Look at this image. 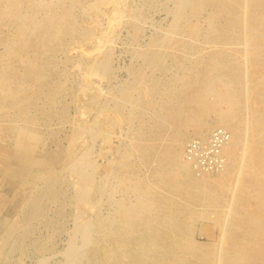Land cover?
Wrapping results in <instances>:
<instances>
[{
  "label": "bare ground",
  "instance_id": "bare-ground-1",
  "mask_svg": "<svg viewBox=\"0 0 264 264\" xmlns=\"http://www.w3.org/2000/svg\"><path fill=\"white\" fill-rule=\"evenodd\" d=\"M77 2L79 0H71L68 5L67 0H0V22L8 26V37L0 39L3 48L0 49V194L7 202L0 209V264H8L10 253L16 250L15 236L23 237L27 233L13 224L15 218L11 207V203H21L16 190L29 182L23 177H29L34 183V180L43 178L40 177L43 173L48 176L43 180V189L30 193L26 198L31 207L26 218L36 219L43 210L44 197L55 196L61 184L59 173H54L61 162L65 166L63 170L77 179L73 184L77 210L79 215L86 217L75 222V232L80 240L77 242L73 238L67 247L66 264H83L84 259L87 261L84 260V264H264V0H172L170 26L161 34L150 37L148 44L156 47L178 42L174 35L182 29L187 38L184 44L187 52L184 53L193 56L188 60L192 65H184L177 53L167 54L177 60L183 71L175 77L176 84L162 88L163 92L159 83L149 80L147 83L144 79L146 74L143 75L141 70L131 83L122 85L120 94L112 99L113 105L108 104L111 108L98 112L101 114L105 110L111 117L104 131L88 124L89 127V122H85L75 128V137L63 153L66 159L43 157L38 152L41 133L38 118L31 111L38 107L40 99L55 105L59 97L67 93L65 82L52 80L51 69L55 66L57 53L67 49L68 40L75 43V50L79 47V64L86 73L81 91L85 98L89 96V103H95L93 98L102 95V84L109 78L114 31L120 24L116 18L123 17L121 14L127 1L114 0L115 14L110 15L106 28L81 23L73 9L80 4ZM112 2L98 0V8L103 3ZM199 20L207 26L200 27ZM125 21L130 23L136 34L143 31L140 12L131 11ZM161 50H139L137 55L151 65L163 58ZM88 63L90 71L86 72ZM94 78L98 79L96 85L92 84ZM136 93L146 104L150 103L149 98L162 93L163 113L160 119L157 117V123L164 130L172 127V137L168 141L165 139L167 143L157 144V139H154L156 142L151 141L147 129L143 130L145 126L139 132L137 130L141 138L151 141H145V144L139 137L141 142H129L135 152L133 154L140 156L137 165L159 164L154 166L151 178L144 175L145 170L141 174L135 162L132 165L125 160L131 157L130 152H122L124 159L119 158L121 161L115 157L119 161L115 169L117 175L114 173L118 186L121 185L119 188L132 197H112L113 213L104 214L100 198L94 199L107 189V185L105 188L93 180L101 168L96 159L91 160L87 156L88 153L76 156L72 146L77 145L74 144L76 141L85 140L84 136H79V130L91 135L101 134L102 144H108L113 136L110 124H123L125 119L129 123L144 113L139 101H135ZM128 103L134 105V109H130L125 118L122 111ZM154 123L155 127L157 123ZM215 126L230 133L228 143L220 151L224 158L222 167L217 172H197L194 164L183 158L185 135L191 130V134L206 141L217 129L213 128ZM8 134L12 139L10 146L4 139ZM78 136L80 140H77ZM26 168L36 169L39 173L28 171L21 176ZM104 168L110 172L109 167ZM214 174L217 176L212 177ZM16 176L20 180L12 191L10 182ZM97 229H104L108 236L97 238L95 243L98 247L94 248L91 247L94 242L92 234L97 233Z\"/></svg>",
  "mask_w": 264,
  "mask_h": 264
},
{
  "label": "rangeland",
  "instance_id": "rangeland-1",
  "mask_svg": "<svg viewBox=\"0 0 264 264\" xmlns=\"http://www.w3.org/2000/svg\"><path fill=\"white\" fill-rule=\"evenodd\" d=\"M122 1H124V0H121V3H123ZM126 1H127L125 4L126 6H125V8H123V14H121V15H123V17L122 18H116L117 22L120 24H119V29H116L114 31V36H113L114 40H113V45H112V57H111V59H109L110 60V62H109L110 68H109V72H108L109 78H107L104 81V83L102 84V86H103V91L101 93L102 95L101 96L97 95L93 98L95 103H89V96L87 98H85L86 96H84L83 92L81 91L82 90V84L84 82L83 80L86 77V73L83 71L85 68L83 69L81 67V64H79V61L81 59V56L78 53L80 51V49L78 50L79 47H76V50H75L73 48L75 43L71 40H68L67 49H65L64 51L62 50L59 53H57V55H56L57 60L55 63L56 67L53 66V68L51 69V72L53 73L52 80L54 79L55 82L58 80L65 82L64 84H65V87L67 88V91H66L67 93L64 94L63 96H60L61 98L59 97L58 103L55 104L56 106L50 105L49 103L45 102L46 100L43 101L42 99H40L38 101V104H39L38 107H35L32 110L33 112L31 111V113L35 114L38 118V129L41 132L40 137H39L40 138V145L38 147V152H39V154L42 153L41 155L43 157L48 155V156H56V157L58 156L59 159H66L64 157L65 154H63V153L70 146L69 142L72 141L71 139L73 137H75V132H74L75 128L86 124L85 122H89V123H87V125L89 124V125H91V127L93 126L94 128H97V129H99L101 127L99 130L104 131V128L106 126H108V122H109L108 120H111V117H109L108 114L106 115L105 110L103 112H101V114L98 112L101 109L111 108L109 106L113 105L112 99L115 96H118L120 94L118 92H120L119 90L121 89V87L125 86L127 84V82L131 83L133 81V79L135 78V75L137 73H139L141 70H143V71H141L143 73V75L146 74V75H144L145 81L147 83H149V81L150 82L155 81L157 84L159 83V86L161 87L160 91L163 92L162 88L166 87L167 85L171 87L172 85L176 84L175 83V79H176L175 77H177V75H179V74H182V71H183V69H182L183 67L180 68L177 60L173 59V57H171V56L169 58L168 55H170L171 53H174V54L177 53L176 55L180 56L179 59L182 60V63L184 62V65H187V66L192 65V61L188 62V60L190 61V59H192L193 56L189 55L188 53L187 54L184 53V52H187V50L184 48V44L187 42V40H186L187 38L184 36V34H182L183 33L182 29H179V31H177L174 35L175 40L177 39V41L178 40L180 41L182 39L181 42L174 41L170 45H162V46H156V47L155 46L152 47V45L148 44L150 41L149 40L150 37L157 36V35L161 34L162 30H164L170 26V23L173 19V16L170 12L174 6V2H172V0H149L150 2L148 0H126ZM55 2H58V0H55ZM70 2H71V0H67L68 5H70ZM79 2H80V4H78ZM79 2H77V4H78L77 7L75 6L76 8H73V9H74V12H75L77 19L81 23H83L85 25H95L96 24L97 26H100L101 28H106L107 26H109L110 17L115 14L114 12L116 10V7L114 6V5H116V3L114 2V0L112 3H109V4H107V3L101 4L100 5L101 8H98V6H99L98 0H79ZM134 10L141 13L140 26H141L143 31L141 33H138V34L135 33V30L130 25V23H126V21H125L128 19V14H130V12L131 11L133 12ZM123 20L125 21V23L123 22ZM202 20L201 21L199 20V22H198V24L200 23V25H201L200 27L207 26L205 22L203 24L201 23V22H203ZM121 23H123V24H121ZM204 24H205V26H202ZM7 32H8V26L5 23L0 22V39L1 40H5L8 37ZM182 36H183V38H182ZM181 43H183L182 44L183 47L181 46ZM174 44L176 45V47ZM79 46L81 47V46H83V44H79ZM147 47L148 48L152 47V48L148 49ZM169 47H170V49H173V50H170ZM179 47H180V49H179ZM154 48L159 49V50H161V49L163 50V51L161 50L163 58H160L159 59L160 61L157 60L159 62V65H158L157 61L154 62V63H157V65L154 63H152L153 65L152 64L150 65L149 63L147 64L145 59H143L141 56L137 55L138 54L137 52H139V50H142L144 52H148ZM0 49H3L2 45H0ZM167 49H168V51H167ZM0 51H2V50H0ZM182 53L185 55V57L188 56L186 58L187 60L185 59V57H183L184 55ZM183 59H184V61H183ZM85 61L87 63V60H85ZM146 64L150 67H148ZM162 64H163V66H161ZM88 65H86V68H87L86 72L90 71V64L88 63ZM155 65L157 67H155ZM161 67H162V69H161ZM154 69H156V70L154 71ZM158 69H161V70H158ZM165 70H167V71H165ZM150 73H152V74L150 75ZM148 74L150 75V77ZM146 76L148 78H146ZM58 78H60V79H58ZM97 81H98V79L94 78L92 84L96 85ZM161 83L162 84L164 83L163 84L164 86ZM109 94H111V95H109ZM161 94L157 93L156 94L157 96L154 95L152 97L153 99L149 98L148 102H150L151 104L150 103L146 104V103H142V101H141V100H143L142 96L140 97L142 99L139 100V94L136 93L135 94V101H137V102L139 101V106L141 105L140 107L144 108V109H142L144 113L141 112L142 114L137 116L132 121H129V123L125 119L123 124L122 123L117 124V125H115V124L111 125L110 124L111 128L109 127V130L110 131L113 130L111 133V134H113V136L111 137L110 142L108 144L107 143L102 144L104 142V139H103L101 134H100V136L98 134L97 135L96 134L91 135L89 133L87 134L86 131H85V133L84 132L82 133L79 130V132H80L79 136L81 138L84 136V138H85L84 142L79 143V141H76L75 143L73 142L74 144H77L76 146L71 145L73 150H75L74 153L76 156L78 155V157H79V156L83 155V153H88L87 156L88 157L90 156L92 158L91 160L96 159L95 162L101 168L99 171H97L94 174L93 180H96V182H98L99 184H102L103 187H105L107 185L106 187L108 190L107 189L104 190V192L102 193L103 195L99 194L94 199L97 200V198H100L99 201H101L100 202L101 203V211L103 210L102 212L104 214H107V213L112 214L113 213L114 200L112 197H114V199H116V198L121 199L122 197H126V198L128 197L129 198V196L132 197V195L129 193H126L123 188H119V186H121V185L118 186V180L115 177L117 175V171H116L117 166L116 165L119 161L124 159L122 152H125V151L130 152V155H131V157H129V159H125V160H127L128 163H131L132 165L134 162H135V165H137V163L139 164V162H140L139 157L140 156L137 153H136V155L133 154L135 152L131 149L132 144H130V143H132V141H140L141 137L138 135V132L140 131V129H143L146 127L143 130L146 131V129H147V133H149L148 137H150L152 139L151 141H154V142L158 141V142H156L157 144L167 143V141L170 139V137H172L171 136V131L173 130L172 127H171V129L169 127H165L166 130H164V128L157 123L158 122L157 119L158 118L160 119V117L163 113V111H162L163 110L162 109L163 103L161 101V100H163V98H161L162 97ZM106 96H108V98L111 101L108 98H104ZM78 99H79V101H77ZM210 99H212V97H210ZM156 100L159 104H156L157 102L155 103ZM98 102H100V103H98ZM109 103H110V105H108ZM93 104H94V106H93ZM101 104H103L104 106ZM143 105H145V106H143ZM151 105L153 106V108L149 109L148 107H151ZM125 106L123 107L122 113H124L125 118H127L129 113H130V109H134V105H132L131 103H128V105H125ZM78 107H80L79 108L80 110L78 109ZM87 107H89V108H87ZM135 107H136V105H135ZM84 108H85V110H84ZM155 109H158V110L156 111ZM44 110H45V112H43ZM85 111H86V113H85ZM126 111H128V112H126ZM150 112L152 114H150ZM83 113H84V115H82ZM107 113H108V111H107ZM92 114L94 116H91ZM153 116H155V117H153ZM148 117H151V119L149 120ZM140 118H141V120H140ZM154 118H156V119H154ZM98 119H100V120H98ZM211 119H214V116H212ZM155 121H156L157 125L154 127ZM125 122H126V124H124ZM139 122L140 123L142 122L141 125ZM100 123H102V124L100 125ZM135 126L137 127V129L135 128ZM139 126H141V128H139ZM151 126H152V128H149ZM102 127H103V129H102ZM160 128H162V129H160ZM167 128L169 130H167ZM213 128H222V127L215 126ZM149 129H152V130L149 131ZM137 130H138V132H137ZM160 130H162V131H160ZM132 131H133V133H132ZM152 131H155V133ZM164 131H165V133H164ZM190 131L185 135V141H183V146H185L184 151L186 150V147L190 141H192L194 139L195 140H203L200 137H197V136H194L193 134H191L192 131H191V133H190ZM151 133L153 135H156V134L158 135V133H159L160 135L159 136L156 135L154 137ZM73 134H74V136H73ZM131 135H133V136L131 137ZM79 136L77 137L78 138L77 140L81 139ZM4 137H5L4 138L5 142H7L5 144L6 145L9 144V146H10L11 142H12L11 136H9V134H8ZM8 137H10V140ZM142 138H141V141H143V139H144V138L143 139ZM198 138H200V139H198ZM154 139L155 140L157 139V140L155 141ZM102 140H103V142H102ZM145 141L147 142L148 140L144 139V143L146 144ZM151 141H148L147 143H149ZM163 147L165 148V146H163ZM83 149H84V152H82ZM107 149H109V150H107ZM85 150H87V151H85ZM122 150H124V151H122ZM119 151H121V152H119ZM150 152H151V150H150ZM99 153H101L102 156ZM104 154H106L105 157H104ZM115 157L118 160H119V158H121V160H119L117 162V159ZM183 158L186 159L185 155ZM111 159H113L112 160L113 162H110ZM133 159H135L136 161ZM158 164L159 163L156 162V163L147 164V165L146 164H140V166L139 165H137V166L140 167V168L138 167V169H140L139 171H141V174L142 173L144 174V172H145L144 175L147 174L148 177H151L153 170H154V166H158ZM143 166H145V167H143ZM64 167H65L64 163L61 162L58 165L56 171H54V173H59V175H60L59 176L60 177L59 184L61 183L60 185H58L59 186L57 189L58 192L56 191L55 196L53 195L55 198H53V196L51 197L50 195L45 196L43 199V202H42V204H43L42 212H40V215L36 219H32V220H29L28 218H26V215H28L29 211L31 210L29 202L26 201V200H28V199H26L27 195H30V193H32V192L33 193L38 192L41 189H43V187H44L43 180L46 179L48 176L46 175V177H45L46 173H43L42 176H40L43 178H40L39 180H34V183H33V181H31L29 179V177H23V178H25V180L27 179L29 182L25 183L23 185V188L21 187L22 189L17 188L18 187L17 185H18L19 180H20L17 176L14 177L13 179H11V182H10L11 190L12 189L15 190V188H17V190H16L17 195L20 197V200H21L20 201L21 203H17V204L11 203V207H12V210L14 213L13 218H15L13 224L17 225L19 228H21V230L25 229L27 231V233L23 237H21L20 235L15 236L14 240H16L15 243H17V248H16V250L12 251V253H10L9 257L11 256V254H12V256L7 259L8 264L9 263L10 264H66L67 256L65 253H66L67 247H69V244L73 238L75 240H77V242H79L80 236H79V234H76V232H75V225H77L76 224L77 222H81L86 217L84 218L83 216H85V215H83V214L79 215L78 214L79 210H77L78 209L77 208V200L75 197V189H74L75 188L74 185H75V182L77 179L75 176L71 175L66 169L63 170ZM104 167H109L110 172L108 173V171H106V168H104ZM28 171H30L31 173H34V174H35V172H38L36 169H31V168L27 169L26 168V169L22 170L21 176H22V174L28 173ZM120 171L121 170H119V172ZM106 173H107V175L105 176ZM114 173H116V175ZM110 174L111 175L113 174L112 176H114V175L115 176L112 177ZM71 176H73V177H71ZM216 176H217V174H214L212 177H216ZM109 178L112 180L110 181ZM103 179L107 182L103 181ZM69 182L71 183V185ZM116 183H117V185H116ZM112 186L115 188L118 187V189H114V188L111 189ZM36 187H38V188H36ZM116 190H118V191H116ZM119 191H121V192H119ZM104 193L105 194L108 193V194L105 196ZM115 193H116V195H115ZM101 195H102V197H101ZM98 196H100V197H98ZM107 196H109V198ZM53 199H56V200L53 201ZM6 203H7L6 199H4L0 194V209ZM110 203H112V205ZM92 215H93V213H92ZM77 216H78V218H77ZM76 218H77V221H75ZM30 229L32 231H30ZM96 232L97 233L93 232V234H92V239L94 240V242H93L91 247H94V248L98 247L97 244L95 243L98 241V240H96L97 238L100 239L102 236H103V238H106V236H108L107 232L104 231V229L99 230V231L97 229ZM75 235L77 237H74ZM22 252H23V254H22ZM13 260H15V261L17 260V261L15 262ZM84 260H82L83 264L86 261V260L85 261ZM86 263H87V261H86Z\"/></svg>",
  "mask_w": 264,
  "mask_h": 264
},
{
  "label": "built area",
  "instance_id": "built-area-1",
  "mask_svg": "<svg viewBox=\"0 0 264 264\" xmlns=\"http://www.w3.org/2000/svg\"><path fill=\"white\" fill-rule=\"evenodd\" d=\"M230 133L224 128H217L204 140H192L186 147L185 158L194 164L198 171L217 172L222 167L221 148L228 143Z\"/></svg>",
  "mask_w": 264,
  "mask_h": 264
}]
</instances>
